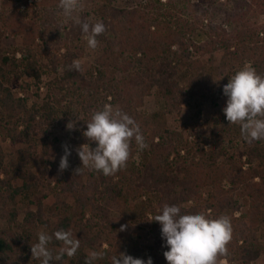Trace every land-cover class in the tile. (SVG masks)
<instances>
[{
  "label": "trees",
  "instance_id": "1",
  "mask_svg": "<svg viewBox=\"0 0 264 264\" xmlns=\"http://www.w3.org/2000/svg\"><path fill=\"white\" fill-rule=\"evenodd\" d=\"M58 3L0 0V136L26 145L9 163L0 146V264H41L32 258L31 245L42 228L49 235L70 229L80 240L74 256L50 264H85L90 251L103 253L93 264H112L120 253L167 264L161 226L151 221L164 204L180 206L182 214L228 216L232 240L221 261L264 264V140L248 142L223 111L205 119L202 109L227 99L224 86L246 63L264 76V25L240 13L227 18L229 24L240 22L228 30V23H206L170 0H99L95 13L106 31L97 37L94 61L77 72L69 66L89 48L81 27L62 15ZM248 10L259 17L264 0H250ZM80 19L97 22L89 13ZM18 37L21 45L15 44ZM25 78L33 80L37 96L45 84L41 105L30 106L18 95L31 88ZM153 90L164 110L141 115ZM106 103L139 124L148 147L136 165L133 139L126 168L113 176L89 168L77 175L82 162L76 149L96 146L83 132ZM184 106L196 111L184 130L170 129L167 115L180 114ZM75 120L77 143L69 148V167L60 171L59 162L47 161L40 173H32L29 165L39 146L47 152L48 132ZM44 188L55 198L51 206L44 203L48 195L40 194ZM65 194L74 204L61 200ZM21 198L27 208L19 221ZM130 201L140 202L136 220L112 216L114 208L122 210ZM48 247L55 257L61 242L53 238Z\"/></svg>",
  "mask_w": 264,
  "mask_h": 264
},
{
  "label": "clouds",
  "instance_id": "2",
  "mask_svg": "<svg viewBox=\"0 0 264 264\" xmlns=\"http://www.w3.org/2000/svg\"><path fill=\"white\" fill-rule=\"evenodd\" d=\"M57 7L65 18L81 27L87 47L95 51L99 46L97 37L106 31L104 23L97 21L90 24L74 15L82 10L81 0H59ZM68 70L81 71L82 61L73 60ZM223 95L227 97V101L222 111L229 124H238L242 137L248 142L264 140V76L259 75L250 63H246L228 79ZM66 128L74 130L75 124L70 121ZM83 136L96 146L93 148L86 143L76 149L82 162V167L75 170L77 175L82 168H89L102 172L104 176H113L126 168L131 157L133 139L140 151L148 147L139 124L118 107L114 108L107 103L92 114ZM62 147L64 155L60 158V171L69 167L68 158L71 155L68 145ZM135 159L138 161V156ZM151 221L161 226V238L168 248L163 253L167 264H226V259L221 261L220 258L227 257V246L232 240L233 230L228 216L209 218L204 213L182 214L180 206L164 204L160 213ZM126 228L127 225H122L120 231H125ZM37 235L38 242L31 245V254L41 264L61 261L65 255L72 257L80 248V240L74 237L70 229H60L51 235L41 230ZM53 238L61 242L55 257L48 247ZM102 258V252L90 251L85 264H93ZM112 264H153V261L150 257L145 262L120 253L112 257Z\"/></svg>",
  "mask_w": 264,
  "mask_h": 264
},
{
  "label": "rangeland",
  "instance_id": "3",
  "mask_svg": "<svg viewBox=\"0 0 264 264\" xmlns=\"http://www.w3.org/2000/svg\"><path fill=\"white\" fill-rule=\"evenodd\" d=\"M171 6L175 8H181L186 11L187 14L201 17L206 21H212L215 24L219 23H228L226 20L231 15H237L240 13H245L253 23H258L264 25V13H262L259 17L254 16L250 10H248L250 0H207L205 3H200L199 0H170ZM82 2V10L74 15H78L81 17L82 13H89L91 21H99L96 16L95 11L99 6V0H81ZM236 26H240V22H236L235 24L228 23V30L233 29ZM15 44L21 45L22 39L20 37L15 39ZM97 52L93 50H87L85 57L80 59L82 61V65L89 67L91 63L94 61ZM217 65H221L222 52H218L215 54ZM48 79L44 78V82H47ZM24 82L30 83L31 88L26 91H21L18 93L20 97H27L29 101V105L31 106L33 103H38L41 105L42 101L46 95V86L43 84L40 90V96H37V90L33 86V80L29 78H25ZM226 100H222L219 105L213 106L211 103H206L203 105V115L205 119H212L219 112L226 107ZM164 101L160 98L156 90H153L150 96L145 98V102L143 107L139 109L141 115L147 116L156 111L164 110ZM196 111V108H190L187 106L183 107V111L180 114L167 115V126L170 129H178L184 130L186 121L191 117L192 114ZM76 123V120L73 122ZM143 135V134H142ZM145 143L147 144L146 137L143 135ZM77 137L76 131L67 130V128H57L48 132V149L47 152L44 151L42 145L39 146L34 161L29 165V169L32 173L37 174L43 169L46 165L47 161L52 162H60V158L64 155V149L62 145H68L69 148L76 146ZM0 146L4 152V162L9 163L15 161L18 157L17 152L19 149L26 147L25 144L19 143L14 145L10 138L4 139V137L0 136ZM136 148L138 152L133 158V161L136 165L141 163V155L140 150L137 145ZM138 156V161L135 157ZM16 186L22 185L21 180H16ZM41 195L46 194L48 197L44 200L46 205L51 206L55 202V198L51 193V190L48 188H44L40 192ZM61 200L68 203L69 205L74 204V198L70 194H65L61 197ZM139 201L133 202L130 201L122 210L118 207L114 208L112 211V216L116 219L127 218L131 221H134L138 218L139 212ZM21 208V214L19 215V221H21L24 217V211L27 208V202L24 199H20L18 203ZM43 230V228H42ZM44 231V230H43ZM139 243H145V238H141ZM264 261V257L261 258L260 262Z\"/></svg>",
  "mask_w": 264,
  "mask_h": 264
}]
</instances>
